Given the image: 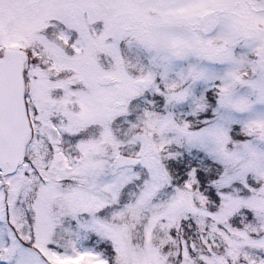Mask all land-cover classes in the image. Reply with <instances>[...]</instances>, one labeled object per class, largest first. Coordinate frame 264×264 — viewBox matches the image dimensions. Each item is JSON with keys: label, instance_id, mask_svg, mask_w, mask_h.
Wrapping results in <instances>:
<instances>
[{"label": "snow or ice", "instance_id": "1", "mask_svg": "<svg viewBox=\"0 0 264 264\" xmlns=\"http://www.w3.org/2000/svg\"><path fill=\"white\" fill-rule=\"evenodd\" d=\"M0 264H264V0H0Z\"/></svg>", "mask_w": 264, "mask_h": 264}]
</instances>
